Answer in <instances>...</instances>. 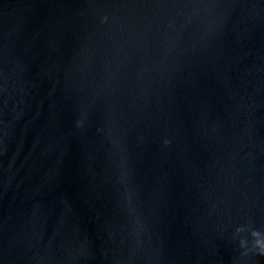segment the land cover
Masks as SVG:
<instances>
[{
    "label": "water",
    "instance_id": "95a60500",
    "mask_svg": "<svg viewBox=\"0 0 264 264\" xmlns=\"http://www.w3.org/2000/svg\"><path fill=\"white\" fill-rule=\"evenodd\" d=\"M259 240L264 0H0V264H264Z\"/></svg>",
    "mask_w": 264,
    "mask_h": 264
},
{
    "label": "clouds",
    "instance_id": "9594fccd",
    "mask_svg": "<svg viewBox=\"0 0 264 264\" xmlns=\"http://www.w3.org/2000/svg\"><path fill=\"white\" fill-rule=\"evenodd\" d=\"M242 246H245V242L241 241ZM255 247H257L260 250V254L264 255V240L257 241Z\"/></svg>",
    "mask_w": 264,
    "mask_h": 264
}]
</instances>
